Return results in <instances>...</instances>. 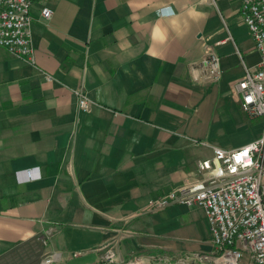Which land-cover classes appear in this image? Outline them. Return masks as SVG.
I'll list each match as a JSON object with an SVG mask.
<instances>
[{
	"label": "crops",
	"instance_id": "0c3cea01",
	"mask_svg": "<svg viewBox=\"0 0 264 264\" xmlns=\"http://www.w3.org/2000/svg\"><path fill=\"white\" fill-rule=\"evenodd\" d=\"M241 5L32 3L34 63L0 46V264H40L49 254L52 264H98L105 244L119 260L145 264L212 250L203 209L147 203L201 178L197 163L214 147L262 133L236 89L245 66L260 61ZM208 49L221 57L216 82L193 65ZM78 88L92 101L87 113L77 109Z\"/></svg>",
	"mask_w": 264,
	"mask_h": 264
},
{
	"label": "built area",
	"instance_id": "2783aa9c",
	"mask_svg": "<svg viewBox=\"0 0 264 264\" xmlns=\"http://www.w3.org/2000/svg\"><path fill=\"white\" fill-rule=\"evenodd\" d=\"M34 1L0 0V46L28 64L35 61L29 13ZM158 13L166 16L174 11L161 8ZM240 15L255 42L260 61L256 68L245 66L236 89L241 109L251 117L262 118L263 129L259 138L238 148L214 147L212 159L197 163L201 178L148 201L149 211L173 205L203 209L212 235V250L191 254L181 264H264V0H242ZM51 16L50 8L41 9L43 20ZM193 65L201 69L206 80L216 82L222 76L221 57L212 49ZM74 93L78 111L89 112L90 97L81 88ZM48 235L49 232L42 238L44 245ZM100 250L98 264H145L140 257L128 263L119 260L115 244H105ZM52 263L51 254L40 262Z\"/></svg>",
	"mask_w": 264,
	"mask_h": 264
},
{
	"label": "rangeland",
	"instance_id": "374dc122",
	"mask_svg": "<svg viewBox=\"0 0 264 264\" xmlns=\"http://www.w3.org/2000/svg\"><path fill=\"white\" fill-rule=\"evenodd\" d=\"M125 261H126L125 263H128V262H127L128 260H125ZM12 264H15V262H13ZM148 264H174V263L169 262V261H162V263H153V262H152V263H149V262H148Z\"/></svg>",
	"mask_w": 264,
	"mask_h": 264
}]
</instances>
